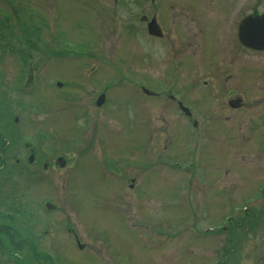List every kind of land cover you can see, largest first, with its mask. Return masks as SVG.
Here are the masks:
<instances>
[{
  "label": "rangeland",
  "instance_id": "obj_1",
  "mask_svg": "<svg viewBox=\"0 0 264 264\" xmlns=\"http://www.w3.org/2000/svg\"><path fill=\"white\" fill-rule=\"evenodd\" d=\"M131 1L0 0V264H264V56L225 83L217 42L238 45L215 16L237 0ZM168 4L206 33L200 59ZM154 14L161 41L139 20Z\"/></svg>",
  "mask_w": 264,
  "mask_h": 264
},
{
  "label": "flooded vegetation",
  "instance_id": "obj_2",
  "mask_svg": "<svg viewBox=\"0 0 264 264\" xmlns=\"http://www.w3.org/2000/svg\"><path fill=\"white\" fill-rule=\"evenodd\" d=\"M238 1V0H237ZM235 4H237L236 7H232V11L229 15H223L220 13H216L215 16L218 17L219 20L222 19H227L226 20V25L225 27H229V28H234L233 32L235 31V39L238 41V45H235L234 47H231L228 45V43L225 41L227 39H225V36L223 35V38L218 37L220 39H218V48L221 51V54L223 56H225V60L227 62L226 65H224V67L221 69V73H222V77L226 76L227 74H234L235 78L234 79H230V80H225V83H229L231 84V82L233 80H236V84L238 83V73L232 68L235 64L236 65H240V66H244L246 63H248V61L250 62V60L248 59V57H252V59H259L258 57H263L264 56V43L260 44V47H256L255 45H253L252 43H249L248 40L250 39H263L264 40V11H258V9L254 8L259 5V4H264V2L262 0H257V2L255 3V7L253 8V10L251 11V13L245 12L241 9L244 0H239V2H237ZM248 1V0H245ZM139 3V0H132L130 5H128L126 2H124L125 7H130L131 5L133 6L134 4ZM152 4H157V2H155L154 0L152 1ZM161 5V4H160ZM169 8H167V10H164L162 12V14L164 15V17H166V23H169V18L171 16V10L175 9V7L177 6L179 9L177 11H179V15L180 17L184 18V16H188L191 19L194 20V22L196 23V27L198 28L197 31V35H199V39L197 40V44H194L196 47V51L198 52L197 54H191V55H186L183 54V58L186 56H192L194 59H200L201 58V54L203 52V48L205 47V36L206 33L204 31L201 30V27H198L197 25V21L194 18V16L191 14L189 8H185V7H180V5H173V4H168ZM161 9V7H160ZM155 15V14H154ZM158 16H153L151 19L155 18L156 21L158 22ZM148 18V17H147ZM258 19L259 21V26H258V32L256 33V35H251L249 33V28L248 26H244L245 21H248V19ZM151 19H147L146 21L143 20V22H145L146 24H148V20ZM179 19V18H178ZM185 19V18H184ZM139 20L142 21V18H140ZM230 20V23H228ZM228 21V22H227ZM182 30H184V28H181V32L178 31V35H180L183 38L186 39H180L181 42L185 43L188 41V35L185 37L183 36ZM163 31V29H162ZM149 35V34H148ZM150 38L154 39V40H163V38H155L153 36H150ZM164 42V41H162ZM251 63V62H250ZM263 63V62H262ZM264 64V63H263ZM247 65V64H246ZM245 65V66H246ZM202 73V72H201ZM214 74L210 73L208 76L209 78L215 79L213 78ZM201 82V81H199ZM210 82H214L215 81L211 80ZM209 81H205L203 82V84L205 86H208V84L210 83ZM229 100V105L230 106H237L240 107L241 105V100L239 101V99H228ZM179 103V101H178ZM185 114V113H183ZM186 116H191V115H187ZM264 118V117H262ZM260 121V120H259ZM33 152V151H31ZM18 162H20V159H17Z\"/></svg>",
  "mask_w": 264,
  "mask_h": 264
},
{
  "label": "water",
  "instance_id": "obj_3",
  "mask_svg": "<svg viewBox=\"0 0 264 264\" xmlns=\"http://www.w3.org/2000/svg\"><path fill=\"white\" fill-rule=\"evenodd\" d=\"M244 26H248L249 28V33L251 35H256V33L258 32V26H259V21L258 19H248V21H245ZM254 35V36H255ZM249 43H252L253 45H255L256 47H260V44L264 43L263 39H250L248 40ZM32 70L29 73V77H28V82H27V86H29L32 82ZM104 96L101 97V99L98 101V105L100 106L103 102H104Z\"/></svg>",
  "mask_w": 264,
  "mask_h": 264
},
{
  "label": "trees",
  "instance_id": "obj_4",
  "mask_svg": "<svg viewBox=\"0 0 264 264\" xmlns=\"http://www.w3.org/2000/svg\"><path fill=\"white\" fill-rule=\"evenodd\" d=\"M246 216H249L248 213H245L244 216L242 215V220H243V221L246 220V219H245ZM244 219H245V220H244ZM12 223H13V222H12ZM230 226H231V224L229 225V229H230ZM2 230H3V232H6V233H8V234L11 233L10 228H8V227H7V228L4 227V228H2ZM230 230H232V229H230ZM230 241H231V238L229 237L228 240H227V244H226V246H225V251H224L223 254H222L223 261H224L225 256H226V258L231 259V256H230V255H226V253L228 254L227 249L230 250V248L228 247V246H230V245H229V242H230ZM225 252H226V253H225ZM47 260H48L49 264H52L51 261H49L48 258H47ZM221 261H222V260H221ZM224 264H226V263H224Z\"/></svg>",
  "mask_w": 264,
  "mask_h": 264
}]
</instances>
